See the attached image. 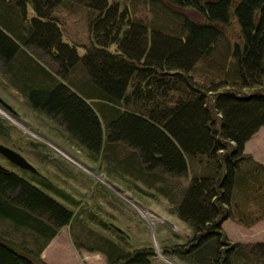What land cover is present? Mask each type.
Segmentation results:
<instances>
[{
    "label": "trees",
    "instance_id": "obj_1",
    "mask_svg": "<svg viewBox=\"0 0 264 264\" xmlns=\"http://www.w3.org/2000/svg\"><path fill=\"white\" fill-rule=\"evenodd\" d=\"M63 1L0 0V62L10 85L91 156L113 160L121 143L132 150L122 166L115 161L121 170L149 188L161 181L158 193L192 230L185 243L163 247V255L188 264L252 257L264 263V243L232 242L221 227L226 219L251 227L264 218V164L244 152L264 127V0H161L177 19L175 33L149 28L115 2L69 0L92 14L91 44L82 55L62 41L54 12ZM233 24L237 38L216 57ZM205 62L215 63L205 68L215 78L208 84L193 75ZM10 129L0 126V136ZM188 159L198 170L176 190L169 178L184 176ZM35 185L0 168V220L39 241L29 248L0 234V264H46L41 251L74 218ZM71 240L77 250L102 254L106 264H149L154 257L151 246H123L126 237L118 233H89L92 246Z\"/></svg>",
    "mask_w": 264,
    "mask_h": 264
},
{
    "label": "rangeland",
    "instance_id": "obj_2",
    "mask_svg": "<svg viewBox=\"0 0 264 264\" xmlns=\"http://www.w3.org/2000/svg\"><path fill=\"white\" fill-rule=\"evenodd\" d=\"M108 2H115L120 9H127L134 18L149 28H157L168 33L177 31L175 15L164 7L161 0H108ZM32 14L28 6V15ZM54 14L60 23L62 41L76 45L77 53L82 55L83 47L91 44L89 35L91 12L79 2L64 0L55 8ZM236 38L237 28L233 24L225 30L224 38L217 44L216 57H220L225 51L226 43H231ZM113 48L114 46L110 47L111 50ZM47 65L54 69V65L50 63ZM2 68L0 62V98L11 106L15 114L0 107V112L3 113L0 114V126L3 129L6 126L12 128L7 136L0 137V144L19 151L39 173L54 181L64 195L52 188L46 189L42 185H35L38 182L29 174L18 173L21 177L33 182L36 187L74 213L70 224L58 230L57 237L45 246L40 258L46 264H87L80 254L81 257H77L71 251L70 245H73L71 238L85 244L88 241L91 246L93 244L89 240V233L113 238L116 233L112 232L114 229L109 230L101 225L105 221L120 228L128 236L127 243H123V246L130 249L151 246L154 257L149 264H168L165 260L171 264L170 261L176 256L163 255L161 249L185 243L192 230L170 209L167 199L158 193L156 188L162 186L161 181L156 179L152 182L153 187L149 188L143 180H138L131 173L121 170L115 161H120L122 166L128 154L132 152L121 143L113 147L115 152L113 160L104 159L101 155L91 156L68 137L58 122L31 108L21 94L11 87L8 75L4 74ZM205 68L211 71L215 69V63L211 62L208 65L205 62L198 65L193 75L197 81L208 84L215 78ZM77 70L75 74L80 72L79 68ZM244 152L252 154L254 160L264 163V127H260L246 142ZM188 162V170L184 176L169 178V182L175 185L176 190L186 187L192 173L198 170L190 160ZM5 163L0 159V164L8 167ZM8 170L14 171L10 168ZM154 173L156 176L160 175L158 170ZM143 211L155 219L152 225L142 214ZM163 219L170 221L174 228L164 224ZM221 227L232 242L257 243L254 242V225L244 227L231 219H226L221 223ZM0 234L29 248H36L39 243L33 241L31 230L17 229L8 220H0ZM249 261L250 263H247L237 258L233 264H264L254 257Z\"/></svg>",
    "mask_w": 264,
    "mask_h": 264
},
{
    "label": "water",
    "instance_id": "obj_3",
    "mask_svg": "<svg viewBox=\"0 0 264 264\" xmlns=\"http://www.w3.org/2000/svg\"><path fill=\"white\" fill-rule=\"evenodd\" d=\"M0 107L4 108L5 110H7L8 112H10L11 114H15L14 110L11 108V106H9L6 102L3 101L2 98H0ZM9 119V118H8ZM11 121V120H10ZM0 153L6 157L11 163H13L14 165L18 166L19 168L23 169V170H27L30 173L37 175L39 177H41L42 179H46L41 173H39L36 168L31 165L21 154H19L18 152L14 151L13 149H10L4 145L0 144ZM0 168L1 165H0ZM164 224H166L169 228H174V225L166 220L163 219ZM110 226L120 235L128 238V236L125 234V232L123 230H121L120 228L114 226L113 224L110 223ZM174 262V264H186L182 261H180L178 258H173L172 260Z\"/></svg>",
    "mask_w": 264,
    "mask_h": 264
},
{
    "label": "crops",
    "instance_id": "obj_4",
    "mask_svg": "<svg viewBox=\"0 0 264 264\" xmlns=\"http://www.w3.org/2000/svg\"><path fill=\"white\" fill-rule=\"evenodd\" d=\"M11 87H12V85H11ZM12 88H14V87H12ZM244 147H245V145H244ZM251 156L254 159V156L252 154H251ZM258 162L264 164L262 161H258ZM256 230H258V231H256ZM56 235L51 239L50 243L52 241H54V239L57 237ZM254 242H264V218L262 220L258 221L256 224H254ZM70 246H71V251L74 252L77 257L82 256V259H84V261L87 264H106V261H105L102 254L97 253V252H88V251L83 250V249L77 250L73 245H70Z\"/></svg>",
    "mask_w": 264,
    "mask_h": 264
},
{
    "label": "flooded vegetation",
    "instance_id": "obj_5",
    "mask_svg": "<svg viewBox=\"0 0 264 264\" xmlns=\"http://www.w3.org/2000/svg\"><path fill=\"white\" fill-rule=\"evenodd\" d=\"M0 137H3V136H0ZM16 151V150H15ZM16 152H18L19 154H20V152L19 151H16ZM0 159H2V160H4V162H6L5 164H7V166L8 167H4V165H1V167L3 168V169H5V170H8V168H10V169H13L14 171H11V170H9V171H11V172H14V173H16V174H18V173H20V174H24V175H26V174H29V176L32 178H35V179H37V180H40V181H43V182H45V183H47V184H49V185H52V186H54V187H56V188H59L58 187V185L56 184V183H54V181H52V180H50L48 177H46L45 176V180L44 179H42L41 177H39V176H37V175H34V174H32V173H30L29 171H27V170H23V169H21V168H19L18 166H16V165H14L13 163H11L6 157H4L1 153H0ZM10 165V166H9ZM11 167H14V168H11ZM35 179H33V180H35Z\"/></svg>",
    "mask_w": 264,
    "mask_h": 264
},
{
    "label": "bare ground",
    "instance_id": "obj_6",
    "mask_svg": "<svg viewBox=\"0 0 264 264\" xmlns=\"http://www.w3.org/2000/svg\"><path fill=\"white\" fill-rule=\"evenodd\" d=\"M0 114L3 115L2 112H0ZM142 214H144V216H146L147 220L150 222V224L152 225L155 222V219L153 217H149L148 214H145V211L142 212ZM166 263L170 264L168 261L165 260ZM171 264H174L173 261H170Z\"/></svg>",
    "mask_w": 264,
    "mask_h": 264
}]
</instances>
